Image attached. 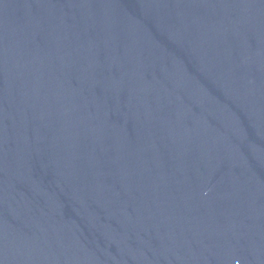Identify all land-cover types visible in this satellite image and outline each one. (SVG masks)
Segmentation results:
<instances>
[{
	"label": "water",
	"instance_id": "obj_1",
	"mask_svg": "<svg viewBox=\"0 0 264 264\" xmlns=\"http://www.w3.org/2000/svg\"><path fill=\"white\" fill-rule=\"evenodd\" d=\"M0 264H264V0H0Z\"/></svg>",
	"mask_w": 264,
	"mask_h": 264
}]
</instances>
